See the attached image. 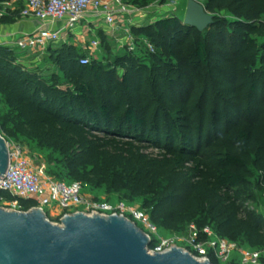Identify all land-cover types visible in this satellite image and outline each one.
<instances>
[{
    "label": "trees",
    "instance_id": "16d2710c",
    "mask_svg": "<svg viewBox=\"0 0 264 264\" xmlns=\"http://www.w3.org/2000/svg\"><path fill=\"white\" fill-rule=\"evenodd\" d=\"M14 1L15 9L0 24L19 19L23 0ZM126 1L143 6L158 0ZM202 6L213 16L203 31L176 16L133 26L132 33L146 38L153 51L143 60L124 53L113 67L96 60L81 64L83 52L61 44L46 54L62 76L45 77L0 43V99L6 110L1 130L50 149L63 164L58 175L147 193L148 206L163 198L168 214L151 211L153 224L174 230L190 221L198 227L212 223L221 236L264 248V215L238 204L252 184L264 191V0H203ZM192 32L189 67L177 46ZM168 55L180 63V74L189 75L190 93L200 89L197 111L188 100L181 103L186 126L155 102L152 91L154 66H170L163 58ZM140 143L163 153L151 156L136 146ZM189 163L187 172H177ZM11 199L0 190V200ZM34 205L19 199L22 211Z\"/></svg>",
    "mask_w": 264,
    "mask_h": 264
},
{
    "label": "built area",
    "instance_id": "2783aa9c",
    "mask_svg": "<svg viewBox=\"0 0 264 264\" xmlns=\"http://www.w3.org/2000/svg\"><path fill=\"white\" fill-rule=\"evenodd\" d=\"M14 3V0L0 2V18L13 12ZM165 5L160 2L157 5L158 10L165 9ZM152 11L154 7L152 9L151 5L140 8L126 0H23L18 17L35 19L37 26L31 32L4 36L0 43L13 48L18 55L17 61L21 64L25 57L46 54L53 43L73 44L82 50L83 55L79 62L85 64L90 61L88 54L102 50L100 34L109 39L123 33L124 41L121 42L130 45L135 38L131 28L140 26V21ZM160 16V14L153 16L152 21L161 18ZM5 141L9 163L0 179V190L7 192L12 199L0 202H4L9 208L22 211L19 199H32L35 205L27 211L40 209L48 221L60 226L62 219L75 213L87 216H123L143 230L150 242L155 241L151 248L147 246L148 253H161L176 247L151 236L155 235L157 228L146 211L121 202L112 204L104 199L88 197L84 194L82 182L55 179L42 167L32 164L25 146L10 143L6 139ZM44 206H48L47 211L43 209ZM204 232L209 234L207 228ZM191 245L192 249L182 248L183 251L200 261L215 264L196 235L191 237ZM210 248L219 259V264H232L229 263L232 261L231 255L237 251L234 242L220 239L211 242ZM239 255L243 264H264L260 252L254 249L244 248L239 251Z\"/></svg>",
    "mask_w": 264,
    "mask_h": 264
},
{
    "label": "rangeland",
    "instance_id": "374dc122",
    "mask_svg": "<svg viewBox=\"0 0 264 264\" xmlns=\"http://www.w3.org/2000/svg\"><path fill=\"white\" fill-rule=\"evenodd\" d=\"M188 0H158L154 2H150L146 5L139 6L140 8L151 5L152 9L154 7V11L144 17V20L140 21V25H147L153 23V16L157 14L161 15L160 17L166 16H176L181 22L184 24V16L186 11ZM199 3H203V0H196ZM160 2H163L165 5V9L159 11V6H157ZM16 2L13 4L16 6ZM1 6V5H0ZM138 6V5H137ZM159 12V13H158ZM167 13V14H166ZM123 33H119L118 36L114 38L105 39V42L102 46V50L100 52H96L93 54H88L89 60L100 61L103 64H109L113 67L114 60L117 56H120L124 53H128L130 56L136 57L138 60H143L144 54L147 52H152L153 47L147 41L146 38L142 36H135L133 42L130 45L123 44L121 41H124ZM195 38L194 32L189 34L181 41V43L177 46L178 50H180V54L184 57V62L190 67V49L192 46L193 39ZM61 45V43H53L51 46L53 48H57ZM165 61H168L170 66L167 68L160 67L159 65L154 66L155 71L152 73L151 79V87L154 92L155 102L161 105L162 109L166 111H170L175 119L180 120L186 126L187 123L182 121L185 118L184 110L181 108V103L186 100L189 101L190 107L194 108V112L199 109L198 98L200 95V89H198L195 93H190L192 88V81L188 77L189 75L186 73L180 74L178 72V63L176 60L172 59L169 55L163 56ZM23 65L27 69L36 70L42 76L48 77L52 72H57L59 76H62L60 72L57 71L56 66L50 62L48 55H40V56H28L22 59ZM118 73H122L119 67L116 68ZM199 69H195L198 71ZM159 72L160 74H157ZM194 73V70H193ZM189 94H193L189 96ZM195 94V95H194ZM210 113V110H209ZM6 110L3 102L0 99V135L4 137L10 143H19L25 146L27 150V156L30 158L32 164L36 167H42L50 176L54 177L57 180H61L64 182H72L70 178L65 176L64 174H59L60 170L63 169V164L55 159L54 153L50 149H46L38 146L35 142L27 140L26 138H12L6 136L2 132V120L5 117ZM211 116V115H209ZM180 131H185V128H180ZM138 146L141 151L149 153L151 156L159 157L163 153V150L158 149L154 146L148 145L147 143H140ZM193 164H185L184 168L180 171L185 173L190 168H192ZM83 191L84 194L88 197H94L98 199H104L106 201L111 202L112 204H116L118 202L124 203L127 206L136 207L141 210L146 211L148 215H151V211L155 215H159L161 217L166 216L168 214L167 208L164 206V199L161 198L159 202H154L150 206L146 205L147 202L152 200L151 195L147 193H142L139 195H135L133 191L129 188L119 187L118 189L108 188L104 184L99 182L93 183H83ZM239 206L243 211L253 212L255 214L264 215V191L255 188L252 184L246 192L244 193L241 200L238 202ZM0 207L5 210H13L5 205L4 202H0ZM43 209L45 211L48 210V206H44ZM157 230L155 235H152L157 240H164L172 246L186 248L188 250L192 249L191 245V237H196L202 241L205 252L211 255V260L215 262V264H219V259L215 256L213 250L210 248L211 242H215L216 240L225 239L231 242H234L237 246V251L233 252L231 255L232 261L229 263L232 264H243L241 262V258L239 255V251L244 248L254 249L260 252L261 257L264 258V248L261 247H252L248 246L244 239L238 237L235 239H230L218 234L215 229L214 224L205 225L198 227L195 222H188L184 225L178 227L174 230H169L163 226H160L158 223L155 224ZM207 228L209 234L204 232V229ZM221 263V262H220ZM223 264V263H222Z\"/></svg>",
    "mask_w": 264,
    "mask_h": 264
},
{
    "label": "water",
    "instance_id": "95a60500",
    "mask_svg": "<svg viewBox=\"0 0 264 264\" xmlns=\"http://www.w3.org/2000/svg\"><path fill=\"white\" fill-rule=\"evenodd\" d=\"M213 16L201 3L188 0L184 24L203 31ZM9 163L0 135V179ZM148 235L123 216L75 213L51 223L40 209L0 207V264H210L180 247L150 254Z\"/></svg>",
    "mask_w": 264,
    "mask_h": 264
},
{
    "label": "crops",
    "instance_id": "0c3cea01",
    "mask_svg": "<svg viewBox=\"0 0 264 264\" xmlns=\"http://www.w3.org/2000/svg\"><path fill=\"white\" fill-rule=\"evenodd\" d=\"M37 26V21L32 18H19L12 23L0 24V42L4 36H15L31 32ZM78 47V46H77ZM80 49V47H78ZM82 52V50L80 49Z\"/></svg>",
    "mask_w": 264,
    "mask_h": 264
}]
</instances>
